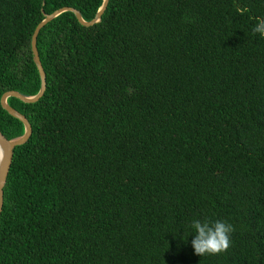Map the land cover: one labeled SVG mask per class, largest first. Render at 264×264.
Here are the masks:
<instances>
[{"label": "trees", "instance_id": "1", "mask_svg": "<svg viewBox=\"0 0 264 264\" xmlns=\"http://www.w3.org/2000/svg\"><path fill=\"white\" fill-rule=\"evenodd\" d=\"M102 1L0 0V97L38 92L44 14L90 21ZM257 18L264 0H108L90 26L48 21L42 96L6 99L31 134L3 188L0 264H264ZM0 132H24L1 105ZM195 219L232 224L229 249L196 255Z\"/></svg>", "mask_w": 264, "mask_h": 264}, {"label": "water", "instance_id": "2", "mask_svg": "<svg viewBox=\"0 0 264 264\" xmlns=\"http://www.w3.org/2000/svg\"><path fill=\"white\" fill-rule=\"evenodd\" d=\"M107 2L108 0L102 1V4L99 7L97 13L95 14L94 18L90 21H84L82 17L80 16V13L77 10L70 8V7H63V8L57 9L56 11L50 14H44V18L35 26L32 32V35H31L30 45H31V51L33 55V61L35 63V66L37 68L39 78H40V88L38 92L33 96H24L18 93L17 91L8 90V91H5L0 97L1 107L4 110H6L8 114L17 118L19 121H21L22 124L24 125V132L22 135L18 137L8 139L0 132V213H1L2 205H3V188L5 186L7 174H8L10 165H11L14 148L17 145H21L25 143L31 134V126L28 120L20 112H18L17 110L9 106L6 102V99L10 96H13L26 103L34 102L42 96L45 90V84H46L45 83V73L43 71V68H42V65L39 59L37 47H36V38H37L39 30L48 21L54 18L56 15L66 10L72 11L75 17L77 18V20L79 21V23H81L84 26H90L100 20V17L107 6Z\"/></svg>", "mask_w": 264, "mask_h": 264}, {"label": "clouds", "instance_id": "3", "mask_svg": "<svg viewBox=\"0 0 264 264\" xmlns=\"http://www.w3.org/2000/svg\"><path fill=\"white\" fill-rule=\"evenodd\" d=\"M252 32L254 35L259 33L264 37V18H257ZM189 228L192 230L190 232L195 233L194 239L191 241L194 252L201 257L218 255L227 251L231 246V234L235 231L234 226L226 221H210L208 219L203 221L195 219Z\"/></svg>", "mask_w": 264, "mask_h": 264}]
</instances>
